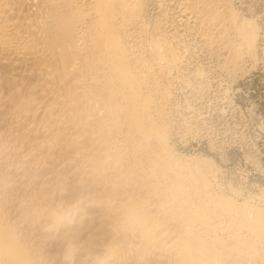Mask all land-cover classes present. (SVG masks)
<instances>
[{
	"label": "bare ground",
	"instance_id": "6f19581e",
	"mask_svg": "<svg viewBox=\"0 0 264 264\" xmlns=\"http://www.w3.org/2000/svg\"><path fill=\"white\" fill-rule=\"evenodd\" d=\"M234 3L0 0V264H264V192L187 150L194 45L230 82L258 54Z\"/></svg>",
	"mask_w": 264,
	"mask_h": 264
},
{
	"label": "rangeland",
	"instance_id": "374dc122",
	"mask_svg": "<svg viewBox=\"0 0 264 264\" xmlns=\"http://www.w3.org/2000/svg\"><path fill=\"white\" fill-rule=\"evenodd\" d=\"M235 1H236V3H234V4H236L235 7H236V10H237L238 14L240 15V17L242 15V18L245 17V19L249 18L248 20H250V19H251V21L253 20L256 27L257 26L259 27V28H257V30L259 32L258 33L259 37H257V40H256V46H257L256 48L258 49V50L256 49V53L258 52V54H256V56H255V59L256 60L258 59V60L256 61L257 63L256 62L254 63L255 59H253V63L251 64V66H249L250 69H249V67H247L245 69L246 71H244V73L242 74V77L240 75L236 78L235 82L234 81L230 82L229 80H226L225 76H223L224 74L219 69H216V67H217L216 62H214L215 60L213 61L214 57L211 55L209 50H206V48L205 47L203 48V46L201 47L200 44L194 45L195 49H193L194 52H192V53H194L195 55L193 54L194 55V62H193L192 66H194V68H197L198 66L202 65L200 67L205 72V75L208 74L209 72L210 73H209V75L205 76L204 80L202 79L203 82L201 79L197 81L200 85L198 83H196L195 88H193L191 91L187 90L184 94V96L188 95V102L190 100L193 102L196 99V101L201 100V101H199V103H202V106L198 105L199 108L196 107V108H198V110L195 109L194 111L188 113V116L190 115L191 117H193L192 120L194 121V122L192 121L193 124H191L192 129H193L192 131L195 134L197 133L198 136L196 135L195 138H192V140L189 141V145H191V146H189L187 150L193 151L196 153L199 152L198 154H201L202 156H205V157H210L209 158L210 160L213 159L211 161L213 162L215 171L217 170L216 174H217V177L219 178L218 180L223 186L229 187V185L231 184L230 185L231 187H233L235 189H239L242 192L245 191L244 194L245 193L249 194V192L252 193L253 191L254 192H259V191L264 192V35H263L264 34V0H235ZM156 10H157L156 6L152 8L151 14L153 13L152 14L153 16L156 15V12H157ZM260 39H261V41H260ZM258 46L260 47V49ZM196 53H199V54L196 55ZM200 54L201 55L203 54L204 57L201 56ZM197 58H199V59H197ZM197 61H199V62L197 63ZM207 63L209 65H207ZM211 64H213V65L211 66ZM252 65H253V67H252ZM205 68H208V69H205ZM247 69H248V71H247ZM219 72L222 74H220ZM221 77H224V78H221ZM222 79H223V81H222ZM209 80H212V81H209ZM218 81H219V83H218ZM221 82H222V84H221ZM226 83H228V84L225 85ZM229 83L230 84L233 83V85L231 86ZM197 84L200 87H197ZM223 85H225V86H223ZM213 86L215 89L213 88ZM218 86H222V87H218ZM204 88H205V90H204ZM195 89H197V91ZM208 89L210 91H208ZM215 90H216V93H218V94H215V92H214ZM221 90L224 91L225 94ZM203 91L204 92L206 91L207 93L206 92L204 93ZM212 92L215 95H212ZM186 93H188V94H186ZM217 95H219L221 97L218 96L219 97L218 98ZM200 96H202L203 98H200ZM197 98H199V99H197ZM220 98H222V99H220ZM179 99H181V98H179ZM226 100H228V101L226 102ZM191 101H190V103H192ZM225 102H226V104L228 103L227 105L228 106L230 105L231 107L229 108L225 104ZM222 109H224V111ZM225 109H227V110H225ZM231 110H233V111H231ZM225 111H226V113H224ZM227 111H229V112H227ZM196 112L198 114H196ZM220 112H223L224 114H222ZM192 113L194 116L192 115ZM200 113L202 114V117H201ZM221 114H222V116H220ZM202 121L205 123L207 121V123H206L207 125L205 123H203ZM197 122H199V123H197ZM194 124H196V125H194ZM226 124H228V125H226ZM235 124L237 126H235V128H233ZM220 126H222V128ZM213 127H214V129H213ZM215 127L217 129H215ZM194 130H196V131H194ZM211 130L213 131L214 134L212 133ZM201 131H203V132H201ZM225 131H226V133H225ZM227 131L230 134H228ZM236 131H237V133H236ZM233 132H235V135ZM211 133H212V136H211ZM208 134H210V135H208ZM224 134H226L227 136H225ZM203 135H205V137ZM239 136H241V137H239ZM198 137H200V139ZM215 140L217 142L223 140L222 141L223 144L221 142H219L216 145L217 142ZM228 141H229V143H228ZM220 144H222L224 147ZM209 145L212 147H210ZM216 148L218 149V151ZM221 148H222V150H221ZM220 168H221V170H220ZM218 175H220V176H218ZM250 185H252L253 188ZM255 186H256V188H255ZM260 187H262L263 189H261ZM254 188H255V190H253Z\"/></svg>",
	"mask_w": 264,
	"mask_h": 264
}]
</instances>
